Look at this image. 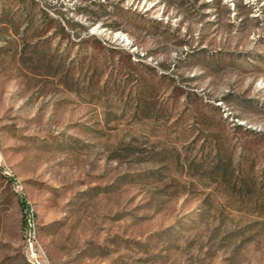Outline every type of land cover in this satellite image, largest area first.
<instances>
[{
    "label": "rangeland",
    "instance_id": "374dc122",
    "mask_svg": "<svg viewBox=\"0 0 264 264\" xmlns=\"http://www.w3.org/2000/svg\"><path fill=\"white\" fill-rule=\"evenodd\" d=\"M38 263L264 264V0H0V264Z\"/></svg>",
    "mask_w": 264,
    "mask_h": 264
},
{
    "label": "built area",
    "instance_id": "2783aa9c",
    "mask_svg": "<svg viewBox=\"0 0 264 264\" xmlns=\"http://www.w3.org/2000/svg\"><path fill=\"white\" fill-rule=\"evenodd\" d=\"M31 251H32V253L35 255V251H34V249H33V245L31 244ZM38 264H40V263H38Z\"/></svg>",
    "mask_w": 264,
    "mask_h": 264
}]
</instances>
